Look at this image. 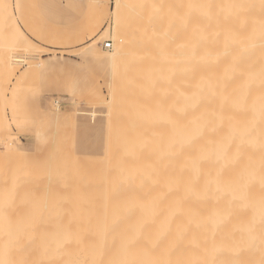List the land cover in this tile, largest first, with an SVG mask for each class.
<instances>
[{"label":"bare ground","instance_id":"bare-ground-1","mask_svg":"<svg viewBox=\"0 0 264 264\" xmlns=\"http://www.w3.org/2000/svg\"><path fill=\"white\" fill-rule=\"evenodd\" d=\"M91 2L90 19L110 20L112 41L107 51L97 45L107 35L106 27L96 37L102 21L78 52L109 70L108 100L96 92V103L106 108L108 132L127 121L138 127L108 133L91 197L17 198L23 152L1 112L0 261L261 264L264 0ZM11 10L12 0H0L3 81L37 50Z\"/></svg>","mask_w":264,"mask_h":264},{"label":"rangeland","instance_id":"rangeland-1","mask_svg":"<svg viewBox=\"0 0 264 264\" xmlns=\"http://www.w3.org/2000/svg\"><path fill=\"white\" fill-rule=\"evenodd\" d=\"M170 2L174 3V0H168V3L171 6L175 4ZM110 6L113 5L110 3ZM93 8L96 9L91 0H12L13 23L37 48L35 55L28 56L25 64H14L15 75L10 76L13 77L10 81L8 75L4 81L0 79V114L2 112L11 128L12 141L16 144L18 138L20 145L17 143L16 147L19 152H23L22 160L17 159L25 169L21 173L24 179H19L21 185L17 182L15 186L17 198L57 199L66 203L76 197H91L98 178H103L105 162L102 155L112 131L108 132L111 125L105 115L106 108L96 103L94 93L108 100L109 70L103 63L78 53L85 46L83 42H87L89 34L102 21L103 25L96 37L106 27L107 35L102 41L95 42L103 51L109 50L104 48L103 42L112 43L108 29L110 20L105 22L103 17L94 19L93 14L91 20L89 13ZM17 54L23 57L21 53ZM38 60L45 62L42 65ZM27 62L39 65L27 69ZM169 79L170 84L167 81L163 85H170V89H166L171 90L169 92L172 95L174 82L172 76ZM121 89L124 90V87ZM155 95L151 98L153 105L156 103L154 99L156 101L158 98ZM115 122L111 121L110 124ZM123 124L125 128L121 123L120 127L112 124V128L118 130L117 135L123 131L131 132H127L130 126L138 127L137 122L135 125L128 121ZM0 149L3 153L1 138Z\"/></svg>","mask_w":264,"mask_h":264},{"label":"built area","instance_id":"built-area-1","mask_svg":"<svg viewBox=\"0 0 264 264\" xmlns=\"http://www.w3.org/2000/svg\"><path fill=\"white\" fill-rule=\"evenodd\" d=\"M105 49H110V43L106 42V44L104 45Z\"/></svg>","mask_w":264,"mask_h":264},{"label":"snow or ice","instance_id":"snow-or-ice-1","mask_svg":"<svg viewBox=\"0 0 264 264\" xmlns=\"http://www.w3.org/2000/svg\"><path fill=\"white\" fill-rule=\"evenodd\" d=\"M0 264H4V262L3 261H0ZM261 264H264V261H262Z\"/></svg>","mask_w":264,"mask_h":264}]
</instances>
